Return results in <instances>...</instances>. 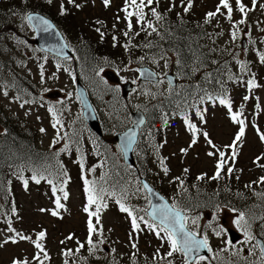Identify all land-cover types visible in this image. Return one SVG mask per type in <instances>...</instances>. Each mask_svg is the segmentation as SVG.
I'll list each match as a JSON object with an SVG mask.
<instances>
[{"label":"rangeland","instance_id":"rangeland-1","mask_svg":"<svg viewBox=\"0 0 264 264\" xmlns=\"http://www.w3.org/2000/svg\"><path fill=\"white\" fill-rule=\"evenodd\" d=\"M8 1L0 0L1 16L12 11L11 17L7 16L10 24L3 29L7 46L2 49L3 57H0V110L18 117L29 128L35 129L38 146L42 150L60 153V160L52 173L38 174L45 177L39 184L31 179L33 175L23 174L15 179L11 196L14 203L0 214V264H14L17 261H27V264H74L72 258L73 255L77 257L79 241L89 238V214L84 209L89 207V211H95V205H88L84 180L95 181L92 186L100 192V179L107 167L105 159L98 162V157L92 151L93 143L99 142L100 138L105 147L109 140L108 147L112 154L120 156L115 137L116 143L111 138L105 140L106 133L110 135L126 129L132 123V113L138 109L145 114L155 110L158 103L168 97L170 84L165 79L159 83L141 80L136 69V66L140 67L139 62L132 61L137 55L136 49L132 46L124 50L121 47V42L129 38V34L128 37L124 35L125 31H129L126 14L122 10L125 0H110L107 6L104 0H75L74 3H69V0H16L11 5L7 4ZM188 3L189 0H158L149 8L156 6L163 13L172 12L173 21L184 17L187 24L198 29L196 32L205 29L207 35L201 41L205 51L213 57L219 56L220 51L227 52L232 57L229 68L242 76L240 80L229 83L227 95L199 102V107L185 117H173L164 122V127H160L161 151L153 155V162L149 163V170L153 173L151 177L158 185L156 190L166 197L173 196L182 207L191 205L188 211L191 216H196L199 208H192L193 202L195 197L206 195L204 191L211 193L230 185L229 191H240L250 199L259 193L257 187L264 186L260 182V178L264 177V167L261 166L264 165V140H261V135H264V63L260 60V56L264 55V0H240L245 9L243 13L237 0H229L233 9L231 19L228 18L227 9L220 5V0H191V8L185 11ZM39 4L48 10L68 41L74 45L78 55L74 62L61 63L34 44L35 31L27 21L26 13L21 10L30 8L37 11L36 5ZM208 13L216 15L208 17ZM242 20L244 22L240 23ZM134 22L138 24L136 19ZM139 28L131 32L134 34L133 43L139 39L143 43L147 39L141 38L143 34ZM115 33L119 35L117 46H113L111 39ZM156 38L150 41L152 51L149 55L156 59L158 68L165 74L168 68L172 70L173 61L170 63V59L174 58V54L169 44H161ZM243 40H247L246 47L242 46L245 44ZM86 42L98 54L96 71L95 63L89 70L82 66L89 64V59L79 53L81 45ZM242 60L247 61L246 72L242 70ZM194 64L190 63L192 67ZM22 79L29 84H23L18 89L17 82ZM77 80L96 103L102 120V136L95 133L83 117ZM249 81H253L255 86L250 87ZM128 83L132 89L124 96V86ZM220 99L230 102L231 112L220 103ZM49 108L57 113L60 120L55 128V119ZM233 113H239V118L244 121V135L236 142L234 157L233 149L228 146L233 144L240 125L232 120ZM185 118L198 129L194 144L193 133ZM58 133L64 138L57 140ZM204 133L208 134L207 137ZM65 144L69 146L68 151H61ZM76 144L81 146L79 151ZM220 151L225 153L226 161L221 171L223 176L212 181ZM209 152L216 154L209 156ZM81 159L83 168L80 166ZM164 168L168 169L166 173ZM228 168L232 169L230 173ZM25 180L28 181L27 186ZM49 180L53 183L49 184ZM136 180L134 177L129 184L130 202L140 205L146 194ZM185 181L199 189L189 187V191H185L181 186V182L184 184ZM65 192L67 199L64 198ZM57 197L63 208L56 207ZM102 202L107 207L101 209L99 223L96 217H91L97 231L92 234L95 247L90 252L96 253L100 261L112 258L117 260L116 264H134L135 261L137 264H169V261L171 264H186L183 254L176 252L171 257L167 256L170 245L166 238L162 240L157 237L155 231L143 222H140L138 230H133L131 217L121 212L112 199L106 196ZM211 210L200 217L219 216L214 222V230L207 231L214 248L225 250L230 259H235L233 264H262L256 245L246 241L244 231L236 226L239 213L225 208ZM52 211L58 214L53 216ZM245 218L251 232V223H257L258 219H250L246 214ZM261 222L258 227L264 230V216ZM193 225L208 230L205 224ZM229 228H235L244 235L242 242L233 245L228 241ZM40 232L45 233L43 239L38 237ZM21 236L29 239H21ZM34 241L42 245L43 251L35 247ZM69 251L72 254L65 255ZM199 264L210 262L199 261Z\"/></svg>","mask_w":264,"mask_h":264},{"label":"trees","instance_id":"trees-1","mask_svg":"<svg viewBox=\"0 0 264 264\" xmlns=\"http://www.w3.org/2000/svg\"><path fill=\"white\" fill-rule=\"evenodd\" d=\"M15 1L9 0L7 4L11 5ZM36 6L39 9L37 11L51 17L48 10L41 4ZM153 8L157 10L158 7L155 6ZM32 10L36 9L32 8ZM21 11L27 14L31 9L24 8ZM144 11L146 13V20L151 21L157 28V31L148 35L147 33L151 32V29L142 31L139 28L142 25L135 24L136 18L133 17V28L130 32H134V29L138 27L139 31H142L141 34H143L141 38L147 37V39L143 43H141L140 39L133 43L134 34L129 33V38L127 41L121 43V47L124 50H129L133 46L137 51V55L135 58H132V61L136 62L138 60L137 62H139L140 66L154 62V59L149 55L152 51L151 39L157 37V42L169 44L174 54L172 70L179 77L178 86L172 89L168 97L158 103L159 106L155 110L147 113V124L142 129L135 148V166L126 165L123 162L121 153L120 156H114L108 147L110 144L109 140L108 144L103 147L102 139L98 138L99 142L93 143L92 151L98 157V162H101L102 158L106 160L107 167L102 172L103 179H100V188L104 190L103 192L113 200H125V205L131 208L138 217L144 216L146 218L147 200L143 199L140 203L141 206L132 202L130 203L132 198L129 184L134 177L137 179L136 181H139L140 175L150 179L158 187L153 177H151L153 173L149 170L151 167L149 163L153 162V155H158L161 151L160 127H164L166 120H170L173 117L185 116L202 100L212 97L220 98L227 95L229 83L237 79L240 80L242 76L240 72H235L234 69L229 68L232 57L227 52L220 51L219 56L213 57L209 55L208 51H205L204 44L201 43L207 35L205 29L201 32H196L198 29L192 24H187L188 22L184 21V17H181L182 20L178 18L177 21H173L172 12L163 13L157 10L161 14L162 19L156 21L150 8H145ZM1 13L0 11V57H3L2 49L7 46L4 43L5 33L3 29L10 24L7 16L11 17L12 11H7V14L3 16H1ZM56 23L59 25L58 22ZM185 24H187L186 27H184ZM117 40H119V36H117ZM118 44L115 43L113 46H117ZM126 45L127 47H125ZM79 53L87 58V60L89 59V64L82 65L83 68L92 69V64L95 63L94 70L96 71L99 63L98 54L91 44L86 42L84 45H81ZM140 54L141 56H139ZM146 54L148 56L145 57ZM191 62H195L196 64L192 67L190 65ZM241 63H243L242 70L246 72L248 70L247 61L243 60ZM106 65L113 67L112 65ZM118 66L119 64L116 65V67ZM26 83H28L26 79L17 82L18 89ZM36 134L35 129L29 128L18 117L0 110V214L4 213L6 208H11L14 203L11 196L13 194L12 186L15 184L16 178L23 174L38 175L52 173L53 168L60 160V153L53 150H42L38 146L35 139ZM115 134L109 135V133H106L105 140L111 138V141L115 142ZM76 149L80 150L81 146L76 144ZM147 172L151 174L148 175ZM212 177V181L217 180L212 179ZM182 187L185 191H189V187L199 189L191 185L189 186L186 181ZM229 188L230 185L221 187L211 193L204 191L206 195L195 197L192 208H199V211L203 210V212L211 209L232 208L237 211L250 212L254 217L264 214V186L257 187L259 193L254 197H250V199L240 191L234 189L229 191ZM111 193H115V195H111ZM170 198L177 206L182 207L179 205L180 202L178 203L173 199V196H170ZM184 208L190 209L191 205H187ZM125 214L128 215L127 213ZM259 222L253 225L257 226ZM90 247L91 245L87 241H79L76 250L77 257L73 255L72 258L74 264H116L117 260L112 258H103L100 261L96 253L90 252ZM134 264H137V261Z\"/></svg>","mask_w":264,"mask_h":264},{"label":"snow or ice","instance_id":"snow-or-ice-1","mask_svg":"<svg viewBox=\"0 0 264 264\" xmlns=\"http://www.w3.org/2000/svg\"><path fill=\"white\" fill-rule=\"evenodd\" d=\"M51 2V0H49ZM75 0H69V3H74ZM110 0H104L105 6L109 4ZM153 3H158V0H125V7L122 9L125 12V19L127 20V27L129 32L133 28L132 24V18H136V22L138 24L142 25L141 30L147 31V29H151V32H148V35H151L152 32H156L157 28L153 25L151 21L146 20V13L144 11L145 8H149ZM237 3L240 4V0H237ZM220 5L227 9L228 12V18L231 19V13H232V7L229 4V0H220ZM79 7V5H77ZM191 8V0H189L188 6L185 8V11H188ZM61 9L63 11V5L61 6ZM220 10V6H218L217 11ZM150 11L152 15L155 17L156 21H160L162 19V16L160 13L157 12L156 8H150ZM240 11L243 13L245 11L244 6L240 4ZM216 13H208V17L215 16ZM27 19L29 22H34L37 25H43L44 30L47 31L48 28L51 27V25L48 24V21L43 19L39 16H34L32 14H29ZM244 21H240V23H243ZM129 32H125L124 35L128 36ZM136 35H139V33H136ZM233 37H235V33H233ZM115 39V38H114ZM127 47V45L125 46ZM163 58V57H161ZM142 59V58H141ZM260 60L262 63H264V55L260 56ZM59 67V65H58ZM243 67V66H242ZM67 70V69H66ZM141 75L145 76V78L150 79L153 75L152 73H141ZM171 83V82H169ZM250 87L255 86L253 81L248 82ZM7 95V93H5ZM71 95V94H69ZM244 99H248V97H245ZM220 103L226 105L229 108V111L231 112V104L229 101L225 99H220ZM23 106V105H22ZM49 112L52 113L55 123L53 124V127L55 128L57 124L60 123V120L57 117V113L52 109L49 108ZM200 114L199 112L197 113ZM239 113H233L232 114V120L240 125V130L236 135L235 140L233 141L232 145H229L228 147L233 149V157L236 155L235 148H236V142L241 139V137L244 135V121L239 118ZM185 123L187 124L190 131L193 133V140L192 143L194 144L196 142L195 133L198 131L196 126L192 124L187 118H185ZM41 131H44V129H41ZM207 133H204V136L207 137ZM126 141L122 148L123 150H128L132 148L133 143L135 142V133L130 132L126 133ZM64 137H60L59 133L57 135V140L63 139ZM261 140H264V135H261ZM54 141L53 143H55ZM209 144H211V140L208 141ZM213 147H215L213 145ZM69 146L68 144H65V147L61 149V151H68ZM79 151V149H77ZM185 151V150H182ZM219 151V150H217ZM215 152H209V156L215 155ZM259 159V158H258ZM225 153L220 151L219 152V160L216 164V173L212 177V179H220L221 178V171L224 169L225 165ZM80 166L83 168V159L80 161ZM264 167V165H261ZM92 171H95V169H92ZM165 173L168 171L167 168H164ZM187 171V169L185 170ZM227 171L230 173L232 171L231 168H228ZM45 177L38 176L34 174L31 179H33L37 184L40 183L41 179H44ZM203 177H199V179H202ZM103 179V177H101ZM260 182L264 183V177L260 178ZM25 186H27L28 181H24ZM49 184H52L53 182L51 180L48 181ZM64 183H67V181H64ZM85 184V192L88 194V205H95V211H89V207H85L84 211L88 212L89 214V220H88V232H89V238H88V244L92 246L90 248V251L94 249L95 245L92 240V234L97 231V229L94 227L91 217H96L97 223H99V214L101 212V209L104 207H107L106 204H103V197L100 195V192H103L104 190L101 189L100 192H97L95 187L92 185L95 184V181H88L87 179L84 180ZM181 186H183V182H181ZM144 189H146L149 193L152 192V189L149 188L147 184L143 185ZM62 190V189H61ZM56 188L53 187V192L55 193ZM111 195H115V193H111ZM68 194L67 192L64 193V198L67 199ZM117 203L119 204V209L121 212L127 213L128 216L131 217V224L133 230H138L140 228V222H143L149 229L155 231V234L157 237H160L162 240L167 239L170 250L167 252V256L171 257L174 253L180 252L184 255L185 261L187 264V260L191 257L193 252H199L201 248H208V238L207 236H204L203 239H197V233L189 231L187 229V221L188 217L184 214H182V210L177 208L175 204L168 205L167 203H164L162 205H153L151 212L147 213L149 216V219L146 220L144 216H137L134 211L126 206L124 203H122L120 200H117ZM56 207L63 208L64 206L60 203V198L57 197L56 199ZM58 213L56 211H52V215L55 216ZM193 223L195 221L193 220ZM237 228H240L244 231V235L246 238V241H251L254 239L251 232L248 230V222L245 218V213L240 212L238 215V218L235 221ZM12 230V229H10ZM161 233H163V236H161ZM219 235V233H217ZM45 236L44 232L38 233V237L40 239H43ZM21 239H29L28 237H20ZM71 239V237H69ZM35 247L37 249H40L43 251L42 245L34 241ZM82 247V245H81ZM135 247V245H133ZM209 251H211V248H208ZM261 253L262 257H264V247H261ZM71 251L65 253V255H71ZM206 259L204 256H199L196 259V264H199V261ZM14 264H27V261L24 262H14ZM169 264H171V261H169Z\"/></svg>","mask_w":264,"mask_h":264},{"label":"water","instance_id":"water-1","mask_svg":"<svg viewBox=\"0 0 264 264\" xmlns=\"http://www.w3.org/2000/svg\"><path fill=\"white\" fill-rule=\"evenodd\" d=\"M30 14L34 16L42 17L43 19L48 21L49 25H51V27L48 28L47 31H45L43 25H37L34 22H30L36 32V38L33 42L38 47L43 49L44 51L50 52L54 55H57L58 57L68 58L72 56V50L70 46L68 45L62 32L60 31L58 26L54 23V21L40 12H31ZM140 72L153 74L150 79L145 78V76L141 75L142 80H147L151 82L159 81L158 74L149 67H141ZM165 78L169 79L173 86L177 84V78L174 74H170V75L168 74L165 76ZM131 89H132L131 84L130 83L126 84L124 86L123 95L126 96L127 92H129ZM77 92H78V96L83 106V116H84L85 121L87 122V124L90 126L92 130H94L96 133L102 136L103 130H102L101 122L99 119V115L95 110V107L92 103V100L89 97V94L86 88L79 81L77 84ZM132 118L134 121L133 124L129 126L126 130L119 132L115 137L122 150L125 144V141H126L125 134L130 133V132L135 133V142L133 143L132 148L122 151L124 160L129 165L135 164V158L133 154L134 148L138 141L140 130L147 121L146 115L141 109L134 111L132 113ZM143 184H147L149 188L152 189L151 193L147 191L149 194L150 202H151V205L148 209V213L151 212L153 205H162L164 203H167L168 205H170L169 202L166 200V198L163 197L156 189H154V187H152L149 182H147L146 180H143ZM196 238L202 239L198 236ZM239 238H240V234L238 232H236L235 230L230 231V239L232 242H236L237 240H239ZM202 255H205V256L209 255L208 248H201L198 253L193 252L191 257L188 259V261L193 262L197 257L202 256Z\"/></svg>","mask_w":264,"mask_h":264}]
</instances>
